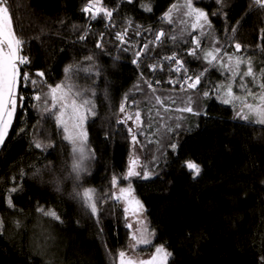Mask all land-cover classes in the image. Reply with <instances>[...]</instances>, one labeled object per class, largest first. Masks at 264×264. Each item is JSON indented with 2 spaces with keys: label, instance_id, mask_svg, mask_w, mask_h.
Instances as JSON below:
<instances>
[{
  "label": "trees",
  "instance_id": "trees-1",
  "mask_svg": "<svg viewBox=\"0 0 264 264\" xmlns=\"http://www.w3.org/2000/svg\"><path fill=\"white\" fill-rule=\"evenodd\" d=\"M174 2L184 0H133L131 4L100 0L97 6L115 9L109 22L102 14L93 20L82 11L89 0H9L18 35L25 41L24 53L31 61L23 67L33 74L43 71L47 83L55 85L69 82L64 69L71 65L70 83L86 90L96 107L85 125L92 156L83 161L85 171L77 181L72 173L73 145L63 138L54 118L45 119L44 106L31 99V86L21 89L25 107L17 109L5 144L0 146V217L5 221L0 264H118V253L127 249L130 239L120 203L107 199L99 205L98 220L74 196L84 188L96 189L100 197L114 191L111 179L127 172L132 155L128 125L117 121L123 119L122 114L136 111L144 122L137 131L140 171L146 168L153 175L147 180H121V186L130 183L144 205L155 233L154 244L171 253L168 264H262L264 126L240 119L239 103L226 105L216 97L213 85L225 80L221 70L208 65L202 53L199 58L188 55L187 50L194 47L192 36L199 35V30L192 32L177 17L171 25L161 19ZM142 4H150L152 11H145ZM194 4L207 11L212 22L201 37L205 49L219 39L216 46L223 52L251 56L256 68L264 67V41L259 39L264 34V8L254 0H222L220 4L194 0ZM126 28L130 44H121L116 33ZM160 29L178 39L166 36L162 44H150L134 64L136 51ZM85 33L86 38L80 39ZM101 34L102 49L96 47ZM235 43L242 45L241 52H236ZM173 53L184 61L188 75L209 69L195 92L182 90L178 82L175 86L168 83L185 75L183 70L172 71L174 62L164 59ZM150 64L162 65L164 70L158 67L153 72ZM145 81L153 84L155 92ZM40 88L47 91L44 84ZM204 91L212 94L204 97ZM190 95L200 115L175 111L188 104ZM126 96V111L121 113ZM156 96L172 97L175 103L165 100L169 108L165 111ZM177 123L181 127L176 128ZM168 127L173 130L169 132ZM37 137L46 145L50 142L45 151L34 147ZM172 143L178 145L175 152L169 147ZM185 160L200 165L199 177L193 178L181 166ZM37 169L39 174L33 175ZM12 177L20 185L12 193L15 210L6 204ZM57 179L61 191L55 190ZM37 206L55 210L63 222L43 216Z\"/></svg>",
  "mask_w": 264,
  "mask_h": 264
},
{
  "label": "snow or ice",
  "instance_id": "snow-or-ice-1",
  "mask_svg": "<svg viewBox=\"0 0 264 264\" xmlns=\"http://www.w3.org/2000/svg\"><path fill=\"white\" fill-rule=\"evenodd\" d=\"M129 4L133 3V0H127ZM255 4L264 8V0H254ZM100 0H89L87 6L82 11L86 14H90L91 19L95 20L98 16L103 15L109 22L113 17L115 9H109L106 7L97 6ZM217 4L222 3V0H216ZM145 11L151 12L152 7L150 4L141 5ZM216 15V13H212ZM174 17L179 18L180 23L185 25L186 28H190L192 32L199 30V35L192 36L191 43L194 47L188 49V55L196 56L199 58L198 53H202L204 61L212 66L221 70V75L225 77V80L217 85H213L212 91L216 97L220 99L223 104H240V110L237 112V116L245 121L253 120L255 123L264 125V67L256 68L253 64L251 56H241L229 54L223 52L221 47L216 45L220 44L219 39H215L211 47L205 49L202 46L201 37L206 35L205 28L211 29L212 22L209 19V13L199 6L194 4V0H184L182 4L173 3L169 6L168 10L163 14L162 20L168 24H174ZM110 26L111 23H110ZM132 26V21H129V27ZM186 29H182L184 32ZM171 31V30H169ZM234 33L235 28L231 29ZM140 33L137 32L136 35ZM190 34V33H189ZM128 35L127 28L122 32L116 33V38L120 40L121 44H130V41L125 37ZM87 33L82 35L80 39H85ZM168 37L172 41H176L178 37L173 34L168 36L167 32L163 29L158 30L154 39L144 43L138 51L135 53L134 64H138L141 57L149 50V45L158 46L164 42V38ZM259 39L264 41V34ZM103 34L100 35V40L97 42V48H103ZM25 41L21 35H18V26L14 24L13 14L9 5V0H0V146L5 144V140L9 134V130L12 127L13 121L16 117L17 109H23L25 107L26 95L22 94V88H28L31 86L33 95L31 99L35 100L38 104L44 106V111L47 114L45 119L54 118L56 126L61 130L63 138L69 141L73 145L74 161L72 164V173L75 174L74 179L79 181L81 178V172L85 171L83 167V161L92 156V153L88 150L87 140L88 132L85 127L89 116L95 115V103L93 100L85 95L86 90H81L74 84L70 83L72 79L73 67L69 65L64 69L66 80L68 83L61 82L55 85L48 84L45 79V73L37 70L34 74L23 66L31 63L28 56L24 53ZM234 48L237 53L241 52L242 45L235 43ZM264 50V44L261 45ZM127 51L128 49H124ZM88 60H92L91 56L87 57ZM165 60L174 62L172 71L179 73L184 71L185 75L179 81L172 79L168 80L169 84L175 86L178 82L182 90H192L195 92L202 82V78L209 71L208 68L201 70L199 74L188 75V70L184 65V61L179 59L177 54L173 53L170 56H165ZM243 66V67H242ZM149 69L153 72L159 67L160 71L164 68L162 65L150 64ZM143 76V73H141ZM39 78V79H37ZM148 87L155 92L153 84L149 81ZM157 80L155 83H160ZM44 84L47 91L40 88V85ZM234 88L236 91H234ZM212 93L210 91H204L203 96L209 97ZM95 92H92V96ZM127 96L124 98V103H121L119 111L125 113V103H127ZM165 100H171L175 103L172 97H160L156 96V102L168 111L169 108L165 104ZM193 97H188V104L183 107H178L175 111L181 113H191L193 115H200L199 109L192 107ZM159 116V112H157ZM183 117H177L182 119ZM163 119V117H161ZM128 120H133L141 129L144 126V122L141 119L140 111H136L133 115H125L123 119L118 120V123H126ZM39 123V121L37 122ZM150 126V125H149ZM176 128L181 127L179 123L175 125ZM171 132L173 129L168 127ZM19 131L23 132L21 127ZM128 131L132 134L133 144L140 143L137 139V134L134 133L132 127H128ZM143 135L141 131L139 133ZM151 142V141H149ZM34 147L45 151L49 145L43 142V139L37 137L33 141ZM173 152L178 148V145L172 143L169 145ZM138 157H134L129 164L127 172L118 177L113 175L111 179V188L116 189L104 197L97 195L96 189L84 188L83 191H77L74 198H79L81 206L88 210L92 216H96L99 220V211L102 203L107 199H114L117 202L123 201L126 205L124 211H129V206L132 207L133 212L139 213L144 209V205L139 199L133 195V189L129 183L127 187L121 186V180L130 181L132 177H140L142 179H150L153 172L144 168L143 171L137 170ZM183 168L190 171L193 178L199 177L201 174V167L198 163L192 160H185L182 165ZM39 169L33 173L38 175ZM23 175V173H21ZM12 186L7 189L6 204L8 208L15 210L16 205L13 203L12 193L20 190V185L16 182V177H12ZM56 185L55 190L61 191L59 179L53 181ZM79 187V185H78ZM36 211L41 213L45 217H50L60 223L62 219L55 210H46L43 206H37ZM142 223V221H141ZM16 226H20V221H16ZM131 227V225H128ZM5 229V221L0 217V235H3ZM154 236L153 232H150L147 228L137 229L133 232L130 245V250H121L118 253V264H168L171 253L167 251L164 246H156L155 252L148 258H141L137 255V251L141 245H149L152 243L151 237ZM262 264H264V256L261 258Z\"/></svg>",
  "mask_w": 264,
  "mask_h": 264
},
{
  "label": "rangeland",
  "instance_id": "rangeland-1",
  "mask_svg": "<svg viewBox=\"0 0 264 264\" xmlns=\"http://www.w3.org/2000/svg\"><path fill=\"white\" fill-rule=\"evenodd\" d=\"M125 115H131V114H125ZM125 115L122 114V117H124ZM249 122H254V121L250 119ZM126 124L128 125V127H132L133 130H134V133L137 134V131H138L139 127L137 126V124L133 120H128L126 122ZM257 124H259V123H257ZM131 139H132V134H131ZM134 157H138L139 158L138 159V163H137V170L140 171L141 160H142L141 149H140L138 144H133V142H132V155H131L130 163H131V161L133 160ZM124 187H127V186H124ZM114 191H116V189H114ZM133 195L137 199H139L136 196V194L134 192V189H133ZM119 203H120L121 208H122L123 211H124L125 207L128 206L123 201H120ZM124 213H125V211H124ZM125 216H126L128 224L131 225V227H129V229H130V239H129L128 246H127V249H126V251H129L130 250V245H132V243H133V241L131 240V236H132L133 232H136L137 229H143V228H147L150 232H153V230H151V228H150L149 220H148V216L146 214L145 208L143 209L142 212L135 213V212H133L132 207L129 206V211L127 213H125ZM141 221H142V223H141ZM151 239H152V243L151 244H149V245H141L139 247V249L137 251V255L139 257L146 259V258L150 257L155 252V247L156 246H161V245L154 244L155 233H154V236L151 237ZM44 241L47 244V241L46 240H44ZM168 262H169V260H168Z\"/></svg>",
  "mask_w": 264,
  "mask_h": 264
}]
</instances>
